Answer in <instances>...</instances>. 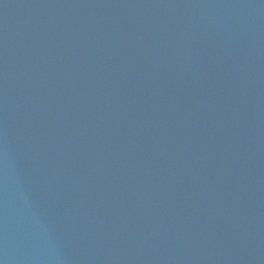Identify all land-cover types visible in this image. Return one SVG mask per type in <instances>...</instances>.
Returning <instances> with one entry per match:
<instances>
[{"label":"water","instance_id":"95a60500","mask_svg":"<svg viewBox=\"0 0 264 264\" xmlns=\"http://www.w3.org/2000/svg\"><path fill=\"white\" fill-rule=\"evenodd\" d=\"M0 264H264V0H0Z\"/></svg>","mask_w":264,"mask_h":264}]
</instances>
